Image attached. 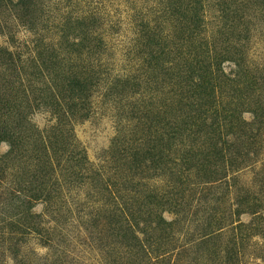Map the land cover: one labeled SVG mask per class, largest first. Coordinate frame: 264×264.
Masks as SVG:
<instances>
[{
    "label": "rangeland",
    "instance_id": "obj_1",
    "mask_svg": "<svg viewBox=\"0 0 264 264\" xmlns=\"http://www.w3.org/2000/svg\"><path fill=\"white\" fill-rule=\"evenodd\" d=\"M190 1L0 0V157L6 130L23 138L0 162V264H264V0H201L189 30ZM70 15L95 18L103 40L78 62L82 105L70 113L88 163L48 175L58 184L24 230L20 192L45 176L34 138L57 122L42 80L69 92ZM197 53L211 68L186 78ZM116 206L133 212L123 218L147 256L109 225Z\"/></svg>",
    "mask_w": 264,
    "mask_h": 264
},
{
    "label": "trees",
    "instance_id": "obj_2",
    "mask_svg": "<svg viewBox=\"0 0 264 264\" xmlns=\"http://www.w3.org/2000/svg\"><path fill=\"white\" fill-rule=\"evenodd\" d=\"M23 0H20V3H22ZM176 11L175 8H170L169 6V14L172 15ZM201 0H191L190 3H187V5H182V12H180L183 15V20L187 23L193 26V28H199L201 24ZM177 13V11H176ZM93 17H73V16H67L66 21L63 25V29L61 30L62 33V41L66 44L65 48L68 49L67 53L71 56L68 57L69 60H75L73 63V69L70 70L67 73V76H64V79L66 82V90L68 89V93L66 92V95L61 98L59 95H61V91L58 89V87L55 85L54 80H51L53 82L51 85L49 83L44 82L42 80L43 85H45V88L42 89V92L46 93V96L49 97V102L52 111H55L57 122L55 125H53L49 130H44L36 133V137L34 138L35 142V149L34 151L37 152V155H35L37 164L45 168L43 176L41 179L37 180V187H32L31 190H28L27 192L31 193V196H24L26 194L22 195V192H20L21 196L18 198V202L21 203V207L24 208L23 212H20L21 218H18L15 220V222L24 228V230L28 229V223L29 219L31 218L30 211L33 209L32 202L34 200H42L45 197V201L50 194H48L49 184L51 187H53L58 182L55 180V182H51V179H49L50 176H53L57 170V168L62 167V169L68 167L67 170L68 173H76L81 174V168L85 164L88 163V158L86 157V152L83 149H79V143L77 142L75 136L69 135L71 133V128H69V125L71 123L72 116H70V113L73 111H76L78 108L82 105V98L80 97L81 91H83L82 87H84L83 77L84 73L82 71H78V69L81 67V64L78 63L79 61H83L82 58H84V53H90L86 52L90 45L94 49V46L101 47L100 45H103V40L94 38L93 31V25L89 22V20H94ZM99 38V37H96ZM97 41V42H96ZM95 44V45H94ZM100 44V45H99ZM66 53V52H65ZM160 52H152L149 56L150 59L159 58ZM191 55V54H189ZM200 54L197 53L194 55L192 59L184 58V67L185 70H183L181 73L186 74V78L193 77L197 72H202L207 76V73L209 72V69L211 68L209 62H205L206 60H202L199 58ZM191 60V61H190ZM80 65V66H79ZM217 71H221L222 66V60L217 64ZM212 74V73H211ZM223 74V71H222ZM41 75V74H40ZM43 76V75H42ZM67 77V78H66ZM78 89V90H77ZM60 93H59V92ZM74 114V113H73ZM86 114L85 119H87L89 116ZM25 124H27V118H24L22 120ZM16 130L19 128L14 127ZM4 138H9L11 142L13 143L12 149L7 152L5 155L0 157V162H2L4 159H6L10 154L14 151H16V148L18 147L17 144L23 141V138H21L19 133L13 129H8L5 131ZM18 135V136H17ZM2 137L0 136V141ZM21 139V140H20ZM30 139V137H29ZM29 143V142H28ZM27 143V144H28ZM26 144V145H27ZM57 166V167H56ZM56 167V168H55ZM80 168V169H79ZM78 169V171H77ZM2 169H0L1 174ZM50 175V176H48ZM20 191V190H19ZM31 191V192H30ZM47 192V193H46ZM46 193V195H45ZM21 198V199H20ZM23 199V200H22ZM124 209V208H123ZM109 216L111 218H119V220L124 221L120 225V227H117L118 221H110L109 225L112 222H117V224L112 228L113 230H116L118 228V232L120 234H124L125 237L133 238L134 240V246L139 247V250L144 253V255L147 256L148 252L143 248V246L140 244V241L137 237V234H135L137 228L130 225V220L123 218V215L125 217H129V219L132 217L133 212H129L128 209H125L124 211L121 210L119 207H114L112 210L108 211ZM18 214H16L17 216ZM260 220H264V217H260ZM229 248H231L227 255H228V262H234L236 263L239 259V252L237 250L236 245H232ZM150 251V249H148ZM154 252V251H153ZM166 253V252H164Z\"/></svg>",
    "mask_w": 264,
    "mask_h": 264
}]
</instances>
